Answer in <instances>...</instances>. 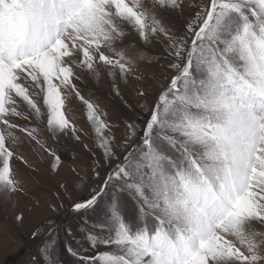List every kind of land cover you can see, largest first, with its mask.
I'll return each mask as SVG.
<instances>
[{
  "label": "rangeland",
  "instance_id": "obj_1",
  "mask_svg": "<svg viewBox=\"0 0 264 264\" xmlns=\"http://www.w3.org/2000/svg\"><path fill=\"white\" fill-rule=\"evenodd\" d=\"M4 12L0 264H264V0Z\"/></svg>",
  "mask_w": 264,
  "mask_h": 264
},
{
  "label": "bare ground",
  "instance_id": "obj_2",
  "mask_svg": "<svg viewBox=\"0 0 264 264\" xmlns=\"http://www.w3.org/2000/svg\"><path fill=\"white\" fill-rule=\"evenodd\" d=\"M49 28L50 29H46L45 28V26H43L42 28H40L39 29V31L41 32V33H43V34H46V35H50L49 33H48V31L49 32H51V35H52V37H50L49 39L51 40V39H53V37L54 36H57V24H50V26H49ZM59 29V28H58ZM60 44H63V46H61ZM60 45V46H59ZM58 46H59V48L61 47V48H63V49H66V51L68 50V52H69V54H70V49H69V47L66 45V43L65 42H63V40H61L59 43H58ZM56 47V46H55ZM49 56H51V55H49ZM49 56H47V57H49ZM43 57V56H42ZM39 60H42L41 58H39L38 60H35L34 62H37V61H39ZM250 127H248V128H246L245 127V132H244V134H245V138H247L246 140H247V145L248 146H250V147H252V142H250L249 141V137H250V132L248 131V129H249ZM252 137V136H251ZM254 142V141H253ZM246 145V146H247ZM240 154H241V152H240Z\"/></svg>",
  "mask_w": 264,
  "mask_h": 264
},
{
  "label": "trees",
  "instance_id": "obj_3",
  "mask_svg": "<svg viewBox=\"0 0 264 264\" xmlns=\"http://www.w3.org/2000/svg\"><path fill=\"white\" fill-rule=\"evenodd\" d=\"M7 1H8V0H2V2H3V4H4L5 7H6V3H7ZM2 2H1V0H0V6H1V3H2ZM2 6H3V5H2ZM28 7H29V6H28ZM28 16H29V15L27 14L26 17H28ZM130 241L136 244V241H135L134 239L131 238ZM98 258H99V256H98ZM135 264H136V263H135Z\"/></svg>",
  "mask_w": 264,
  "mask_h": 264
}]
</instances>
